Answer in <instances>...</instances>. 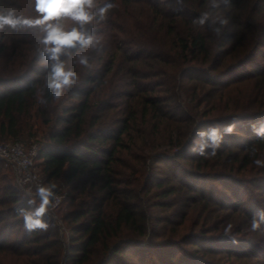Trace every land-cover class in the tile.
<instances>
[{
  "label": "trees",
  "instance_id": "16d2710c",
  "mask_svg": "<svg viewBox=\"0 0 264 264\" xmlns=\"http://www.w3.org/2000/svg\"><path fill=\"white\" fill-rule=\"evenodd\" d=\"M108 2L85 26L102 41L83 50L89 66L74 62L75 49L61 57L79 79L59 101L44 86L42 34L0 32V137L20 141L41 120L43 180L68 186L62 224L48 212V230L29 233L18 210L39 202L0 159V264H264V224L251 230L264 207V167L253 163L264 140L250 127L264 119V0H96L97 9ZM10 8L38 15L35 0H0ZM205 11L213 27L227 20L219 35L193 24ZM234 120L215 156L191 151L199 130Z\"/></svg>",
  "mask_w": 264,
  "mask_h": 264
},
{
  "label": "clouds",
  "instance_id": "9594fccd",
  "mask_svg": "<svg viewBox=\"0 0 264 264\" xmlns=\"http://www.w3.org/2000/svg\"><path fill=\"white\" fill-rule=\"evenodd\" d=\"M230 0H209L210 9H216L220 4L228 5ZM114 7L110 2L97 9L96 0H35L36 17H29L17 14L15 8L0 11V32L6 28L12 31L36 30L42 35L39 43L43 45L41 54L49 61V72L45 77L44 86L51 91L53 99L59 101L67 88H71L79 79L78 74L66 68L62 56H71L75 52V63L84 67L89 66V56L83 51L95 49L101 45V38L86 29L97 16L100 20L105 18V13ZM61 18H70L78 27L66 30ZM216 20L213 19L212 11H205L193 20L194 25L204 26L208 24L213 27ZM221 27H213L217 35L220 34L222 26L227 20H219ZM42 104L47 103L41 99ZM253 133L261 140H264V119L250 124ZM237 129V121L230 124H215L206 130H199L193 140L191 151L200 156H215L217 149L223 143L225 135L233 134ZM253 163L257 167H264V160L255 159ZM55 186L47 187L40 185L36 188L35 200H28V207L20 208L18 215L23 218L24 228L27 232L47 231L49 223L45 216L49 211L51 203L56 199L53 191ZM264 224V207L258 208L251 219V230L257 231ZM230 227V226H229ZM226 234L228 229L225 230ZM237 241L233 239V243Z\"/></svg>",
  "mask_w": 264,
  "mask_h": 264
},
{
  "label": "built area",
  "instance_id": "2783aa9c",
  "mask_svg": "<svg viewBox=\"0 0 264 264\" xmlns=\"http://www.w3.org/2000/svg\"><path fill=\"white\" fill-rule=\"evenodd\" d=\"M38 150V143L26 146L16 140H4L0 142V159L5 164L13 167L17 184L26 193L34 196H36V188L38 186H45L36 162Z\"/></svg>",
  "mask_w": 264,
  "mask_h": 264
},
{
  "label": "rangeland",
  "instance_id": "374dc122",
  "mask_svg": "<svg viewBox=\"0 0 264 264\" xmlns=\"http://www.w3.org/2000/svg\"><path fill=\"white\" fill-rule=\"evenodd\" d=\"M31 123L33 124V130L27 131L25 136L26 137L28 136V137L27 138H22V139H20V141L21 140L22 141L24 140V142H28V141L31 142L32 141V143H40V142H42L43 141V136H44L45 131H46L45 126L42 124L41 120H39L37 118H33ZM4 140H11V139L10 138L0 137V142L4 141ZM2 162H3L4 168L7 171H9L15 177L13 167L5 164V162L3 160H2ZM37 166H38L39 170H41V166L38 163H37ZM44 184L47 187H51L53 185L54 186L57 185L58 189H60V191H61L60 194L56 195V199L51 203V206H50L48 212L51 213L52 216L55 219H57V222L59 224H62V219H61L62 218V214H63V212L65 211V209L67 207L66 198L64 196L66 194V191L68 190V186L66 185L65 181H63L62 179L49 181L48 183L44 182ZM31 196H33L36 199V201H38V198L36 196H34V195H31ZM65 234H67V232H65Z\"/></svg>",
  "mask_w": 264,
  "mask_h": 264
}]
</instances>
